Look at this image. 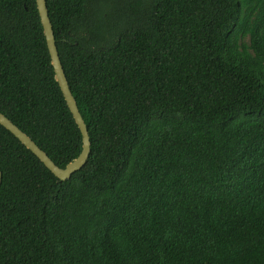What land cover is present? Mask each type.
<instances>
[{
  "label": "trees",
  "instance_id": "16d2710c",
  "mask_svg": "<svg viewBox=\"0 0 264 264\" xmlns=\"http://www.w3.org/2000/svg\"><path fill=\"white\" fill-rule=\"evenodd\" d=\"M86 126L58 180L0 125V264H264V0H45ZM0 113L81 150L35 0H0Z\"/></svg>",
  "mask_w": 264,
  "mask_h": 264
},
{
  "label": "water",
  "instance_id": "95a60500",
  "mask_svg": "<svg viewBox=\"0 0 264 264\" xmlns=\"http://www.w3.org/2000/svg\"><path fill=\"white\" fill-rule=\"evenodd\" d=\"M35 5L41 23L45 45L49 54L50 64L53 69L54 80L56 81L66 106L80 132L81 150L76 158L67 163L65 167L60 168L54 164L53 161L24 132H22L2 113H0V125L9 131L27 150H29L53 176L60 181H65L69 179L73 173L79 171L85 165L90 152V142L86 126L78 111L75 100L70 93L68 83L58 57L45 0H35Z\"/></svg>",
  "mask_w": 264,
  "mask_h": 264
}]
</instances>
